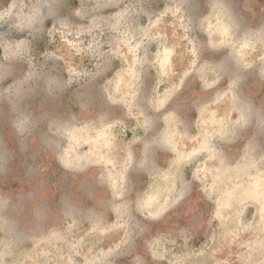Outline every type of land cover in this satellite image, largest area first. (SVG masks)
Wrapping results in <instances>:
<instances>
[{"label": "rangeland", "instance_id": "obj_1", "mask_svg": "<svg viewBox=\"0 0 264 264\" xmlns=\"http://www.w3.org/2000/svg\"><path fill=\"white\" fill-rule=\"evenodd\" d=\"M174 1L0 0V264H264L263 136L144 191L127 183L117 218L96 194L107 177H39L26 149L41 115L101 78L142 94L151 71L127 67L167 43L153 30L192 26L162 19Z\"/></svg>", "mask_w": 264, "mask_h": 264}, {"label": "crops", "instance_id": "obj_2", "mask_svg": "<svg viewBox=\"0 0 264 264\" xmlns=\"http://www.w3.org/2000/svg\"><path fill=\"white\" fill-rule=\"evenodd\" d=\"M173 5L184 9L162 19L192 26L153 30L167 43L154 46L151 61L127 67L151 71L142 94L123 88L136 84L130 78H101L86 101L74 94L71 106L57 102L56 112L41 115L36 133L26 136L27 151L39 155V177H107L96 194H103L115 218L129 196L127 183L144 191L152 177L187 175L209 158L219 165L246 139H264V0ZM193 54H200L197 62ZM154 85L167 90L156 92Z\"/></svg>", "mask_w": 264, "mask_h": 264}]
</instances>
